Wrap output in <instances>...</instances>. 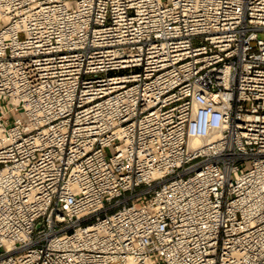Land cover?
Instances as JSON below:
<instances>
[{"label":"built area","instance_id":"2783aa9c","mask_svg":"<svg viewBox=\"0 0 264 264\" xmlns=\"http://www.w3.org/2000/svg\"><path fill=\"white\" fill-rule=\"evenodd\" d=\"M0 264H264V0H0Z\"/></svg>","mask_w":264,"mask_h":264},{"label":"rangeland","instance_id":"374dc122","mask_svg":"<svg viewBox=\"0 0 264 264\" xmlns=\"http://www.w3.org/2000/svg\"><path fill=\"white\" fill-rule=\"evenodd\" d=\"M14 115L13 114H11V117H13Z\"/></svg>","mask_w":264,"mask_h":264}]
</instances>
